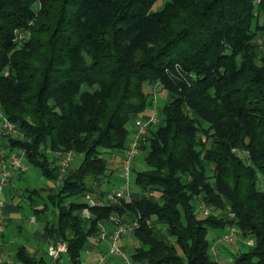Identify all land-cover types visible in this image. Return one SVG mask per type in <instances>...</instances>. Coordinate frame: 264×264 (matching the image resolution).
Instances as JSON below:
<instances>
[{"label": "trees", "instance_id": "obj_1", "mask_svg": "<svg viewBox=\"0 0 264 264\" xmlns=\"http://www.w3.org/2000/svg\"><path fill=\"white\" fill-rule=\"evenodd\" d=\"M158 1L0 0V107L25 134L11 146L49 183L30 190L34 212L56 216L46 232L73 264L111 216L139 221L135 264H225L208 235L230 227L254 240L235 264H264V0ZM156 83L139 193L85 218V195L109 177L104 152L126 148ZM69 151L82 160L60 178L54 153ZM18 258L36 264L23 247Z\"/></svg>", "mask_w": 264, "mask_h": 264}, {"label": "built area", "instance_id": "obj_2", "mask_svg": "<svg viewBox=\"0 0 264 264\" xmlns=\"http://www.w3.org/2000/svg\"><path fill=\"white\" fill-rule=\"evenodd\" d=\"M24 38L23 34L19 36ZM179 70V69H178ZM160 83L151 85L153 92L152 107L149 113L145 116H140L134 121L135 132L130 137L128 145L123 150L124 154L119 158V169L123 178L121 186L111 192L102 196L100 192H90L84 197L88 207L84 209L83 216L90 218V208L119 202L121 199L131 200L133 196V184H134V164L141 152V144L149 132L150 127L156 125L160 121ZM25 137L24 132L5 115L4 111L0 107V264H18L16 259L8 255L3 246V231L8 225V219L5 215V201L3 199V192L7 188L13 178L17 174H24L29 172L30 165L26 160L25 152L14 149L11 144V139H23ZM49 153H53L51 150ZM118 152V151H117ZM240 156L242 152L237 151ZM58 158V164L60 166V178H62L66 172V169L70 166L74 159L73 151L66 153L56 152L54 153ZM199 209L205 214H210V209L205 204H200ZM234 217V214H230ZM110 222L112 223L109 229L106 226L102 227L99 241L107 242L106 252H98L94 262L92 264H106L109 257H121L126 264H135L126 253L123 246L120 245V241L124 238L131 236L133 231L137 229L140 224L138 220L132 223H123L118 216H111ZM151 224V221H148ZM241 235V231L236 227H230L228 230L213 242L211 251L214 256L218 257L220 254L219 245L232 244L238 236ZM247 245H254V240L249 239L246 242ZM69 246L65 240L58 242H52L48 248V254L54 261H61L65 256H68ZM73 264V262H69Z\"/></svg>", "mask_w": 264, "mask_h": 264}, {"label": "crops", "instance_id": "obj_3", "mask_svg": "<svg viewBox=\"0 0 264 264\" xmlns=\"http://www.w3.org/2000/svg\"><path fill=\"white\" fill-rule=\"evenodd\" d=\"M134 132L135 130H133ZM39 179L40 181L43 180L39 177L35 179V175L29 172L17 174L3 192L5 215L8 219V225L3 231L4 250L8 255L17 258L18 264H27L18 258V251L22 247L25 248L29 256L34 258L36 264H69L70 258L68 256H65L61 261H54L48 254L51 239L46 232V226L48 222L54 221L56 216L50 211L41 215L34 212V209L42 207V200L39 194L30 195V190L40 191L43 197L48 190L46 183L41 187L30 185ZM33 224L37 226L33 228ZM135 244L136 241L132 235L120 241V245L126 251L132 249ZM107 245V242L98 239L90 242L83 254L81 264H92L88 260L91 261L93 257L95 260L98 252H106ZM115 258L109 257L106 264H118Z\"/></svg>", "mask_w": 264, "mask_h": 264}, {"label": "rangeland", "instance_id": "obj_4", "mask_svg": "<svg viewBox=\"0 0 264 264\" xmlns=\"http://www.w3.org/2000/svg\"><path fill=\"white\" fill-rule=\"evenodd\" d=\"M164 3H165V0H159L154 5V7H153L154 10H160L163 7ZM146 90L149 92V91H151V88L148 86V87H146ZM128 128L130 129L131 136H132L133 135V130H134L133 124H129ZM123 154H124L123 151H118V152L116 151L114 153L104 152L103 156L108 160V163H109V170H108L109 177L105 178L104 183L101 186H99L98 192H101V191L106 192V193H108V191L113 192V191L117 190L121 186V184L123 182V178H122V175H121V171L119 169V160L118 159L121 158L123 156ZM145 154H146L145 151L144 152L141 151L139 156L137 157V159L135 161V164H134V167L136 168V170L141 171V170H145L147 168V165H146V163L144 161ZM242 158L244 160L247 159V156H246L245 153H243ZM81 160L82 159H81L80 156H74V159L72 161L73 168H77L80 165ZM29 173L34 174L35 175V179H36V177H39V178L43 179L42 181H40V179L37 180V181L36 180L33 181V184L30 183L31 186L37 185V186L41 187L45 183L49 186V183L40 175V173H39V171L37 169L30 168ZM135 193L137 194L139 192H138L136 186L133 184V194H135ZM46 195L47 194H45V196ZM82 200H84V199H82ZM211 210L213 212H217L214 209V207L211 208ZM35 226H37V225H35ZM35 226L33 224V228H35ZM223 234H224L223 231L210 229L208 238L210 239V241L215 242L216 239L218 237H221ZM237 240H238V242L235 241L233 244H226V245L221 244V245H219V249L221 251V256H222L221 259L223 260V262L225 264H235V262H234L235 258H234L233 255L236 254L240 249L241 250L248 249L247 245H245L246 242L248 241V239H245L242 235H240V236H238ZM237 246H238V248H237ZM131 250L132 249L126 251V253L128 254L129 257H130V254H131ZM115 259L118 261V264H126L124 259L121 258V257H116ZM88 262H92L93 263L94 262V257L92 258L91 261L88 260Z\"/></svg>", "mask_w": 264, "mask_h": 264}]
</instances>
